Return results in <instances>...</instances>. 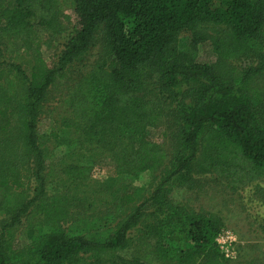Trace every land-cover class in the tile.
Listing matches in <instances>:
<instances>
[{
    "label": "trees",
    "instance_id": "16d2710c",
    "mask_svg": "<svg viewBox=\"0 0 264 264\" xmlns=\"http://www.w3.org/2000/svg\"><path fill=\"white\" fill-rule=\"evenodd\" d=\"M72 17L49 67L43 43ZM206 43L213 64L196 58ZM64 100L56 124L76 137L55 165L39 127ZM164 124L170 149L147 132ZM107 156L119 177L151 173L149 195L125 193L119 215L70 210ZM210 183L264 205V0H0V191L21 197L8 219L0 206V264H229L224 220L174 197ZM32 221L39 236L16 251Z\"/></svg>",
    "mask_w": 264,
    "mask_h": 264
},
{
    "label": "rangeland",
    "instance_id": "374dc122",
    "mask_svg": "<svg viewBox=\"0 0 264 264\" xmlns=\"http://www.w3.org/2000/svg\"><path fill=\"white\" fill-rule=\"evenodd\" d=\"M69 14L71 12L66 9L63 10L62 15ZM62 17V16H61ZM76 20L74 17L70 21L63 22L64 31L62 34L48 37L42 46V57L49 67H53L57 53L60 51L63 42L69 35L71 30L74 28ZM214 29L210 28L209 33L213 34ZM189 44L188 36L185 34L179 38L178 45L184 47ZM197 60L202 64H213L216 61V56L212 52L209 43L202 44L197 48ZM59 89H55L53 95L59 99L60 96L56 95ZM65 98V96L61 97ZM56 110L51 118L43 120L40 124V133L46 135L49 139V148L52 152V160L55 161L53 164H62L68 162L67 160L72 159L69 156L66 157L67 151L73 145V140L76 137L72 131H64V129H58L56 121L60 118L68 116L66 112V101L54 104ZM57 128V129H56ZM148 135L150 138L162 145L165 148L171 147V137L167 134L166 125H161L155 129H148ZM57 137H55V136ZM74 135V137H73ZM72 137V138H71ZM64 158L65 161L58 163V160ZM111 157L107 156L105 159H100L97 163V170L93 174L92 178L86 181L83 185L88 186V192L83 200V203H68L72 211L85 212V209L92 200L96 203V211L99 210L100 206L110 208L111 212H116V215L121 214L117 210L119 206V198L125 193L133 195L138 201H143L146 198L151 189L152 176L151 173L142 174L139 177L132 176H117L114 173V164ZM160 167L156 170L159 174L162 170ZM106 185V189H101L100 186ZM86 189V188H85ZM205 193V194H204ZM199 199L191 196L190 192L184 190H177L174 194L175 200L182 199L186 196L191 197L194 207L205 209L206 211L212 212L220 216L224 220V227L231 230L238 238L237 252L238 256L236 260H227L223 255V258L229 264H237L239 262H246L256 259L264 258V233L258 229V225L264 224V205L256 199V195L252 187L241 190L237 193H231L225 190L222 186L215 183H210ZM71 195H77L81 198V193L72 191ZM21 197L18 193H12L5 190L0 191V206L4 210L3 220L8 219L10 213L7 210V206H15ZM112 206V207H108ZM91 213V212H89ZM87 213V214H89ZM115 217V216H114ZM38 224L37 221L30 222V226L19 232L18 236L15 237L14 248L16 251H22L29 244L32 243L39 236V229L35 227Z\"/></svg>",
    "mask_w": 264,
    "mask_h": 264
},
{
    "label": "built area",
    "instance_id": "2783aa9c",
    "mask_svg": "<svg viewBox=\"0 0 264 264\" xmlns=\"http://www.w3.org/2000/svg\"><path fill=\"white\" fill-rule=\"evenodd\" d=\"M217 247L220 253L230 261L236 260L238 256L237 246H238V238L237 236L229 229L222 230L217 239H216Z\"/></svg>",
    "mask_w": 264,
    "mask_h": 264
}]
</instances>
